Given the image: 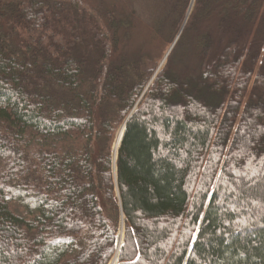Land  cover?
<instances>
[{"label":"trees","instance_id":"1","mask_svg":"<svg viewBox=\"0 0 264 264\" xmlns=\"http://www.w3.org/2000/svg\"><path fill=\"white\" fill-rule=\"evenodd\" d=\"M76 3L0 0V264H107L121 213L118 264H264V0H194L150 84Z\"/></svg>","mask_w":264,"mask_h":264},{"label":"rangeland","instance_id":"2","mask_svg":"<svg viewBox=\"0 0 264 264\" xmlns=\"http://www.w3.org/2000/svg\"><path fill=\"white\" fill-rule=\"evenodd\" d=\"M77 2L74 6L81 13L89 15L95 13L101 16L105 10H113L117 16H129L131 20L128 36L121 42L118 54L129 61L138 60L144 56L150 60L159 62L155 74L165 64L164 60L167 52L171 48L162 38L155 36L156 20L162 16L163 2L165 0H72ZM191 2V1H190ZM190 5V3H189ZM186 14L188 12V8ZM85 14H83L85 16ZM190 15V14H189ZM186 18V15H185ZM185 20L182 24L184 26ZM182 27L176 36L182 31ZM170 53V52H169ZM168 56V55H167ZM167 58V57H166ZM161 63H163L161 65ZM152 77V78H153ZM150 80L149 84L151 83ZM122 126V125H121ZM121 126L117 129L111 147V152L115 143L117 133ZM5 167V161H0V170ZM117 192V190H116ZM119 227V226H118Z\"/></svg>","mask_w":264,"mask_h":264},{"label":"water","instance_id":"3","mask_svg":"<svg viewBox=\"0 0 264 264\" xmlns=\"http://www.w3.org/2000/svg\"><path fill=\"white\" fill-rule=\"evenodd\" d=\"M189 15L186 14V18H185V21L187 20ZM178 38V37H177ZM177 38L174 40L171 48L169 49V51L167 52L164 60L166 59L167 55L169 54V52L171 51L174 43L176 42ZM163 63H161L162 65ZM155 77V76H154ZM154 77L152 78V80L154 79ZM152 82V81H151ZM135 108L131 111V113L129 114V116L127 117V119L130 117V115L134 112ZM126 119V120H127ZM126 120L125 122L123 123V125L121 126L120 130H122V133H121V138H120V141H119V144L116 148V152L114 154V147H115V143H114V146H113V150H112V172H113V177L114 179H116L115 177V174H116V156H117V151L119 149V146L121 144V141H122V137H123V133H124V128H125V123H126ZM119 130V131H120ZM117 190V189H116ZM122 225V226H121ZM123 239H124V216L123 214L121 213V217H120V222H119V227H118V230H117V234H116V238H115V253L114 255L112 256V258L109 260V262L107 264H113V258L115 256V254H117V264H118V255H119V251H120V248L123 244ZM118 250V251H117Z\"/></svg>","mask_w":264,"mask_h":264},{"label":"bare ground","instance_id":"4","mask_svg":"<svg viewBox=\"0 0 264 264\" xmlns=\"http://www.w3.org/2000/svg\"><path fill=\"white\" fill-rule=\"evenodd\" d=\"M194 5V0H191L190 2V5H189V8H188V12H187V15L190 14L191 10H192V7ZM121 133H122V130H120L118 133H117V136H116V139H115V147H114V154L116 152V148L119 144V141H120V138H121ZM122 226V225H121ZM118 251V250H117ZM113 264H117V254H115L114 258H113Z\"/></svg>","mask_w":264,"mask_h":264},{"label":"snow or ice","instance_id":"5","mask_svg":"<svg viewBox=\"0 0 264 264\" xmlns=\"http://www.w3.org/2000/svg\"><path fill=\"white\" fill-rule=\"evenodd\" d=\"M194 238H195V236H194Z\"/></svg>","mask_w":264,"mask_h":264}]
</instances>
